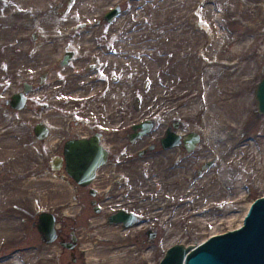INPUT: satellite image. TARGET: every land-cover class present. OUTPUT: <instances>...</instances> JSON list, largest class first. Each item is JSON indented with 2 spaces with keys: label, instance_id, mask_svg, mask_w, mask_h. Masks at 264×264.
Returning a JSON list of instances; mask_svg holds the SVG:
<instances>
[{
  "label": "rangeland",
  "instance_id": "1",
  "mask_svg": "<svg viewBox=\"0 0 264 264\" xmlns=\"http://www.w3.org/2000/svg\"><path fill=\"white\" fill-rule=\"evenodd\" d=\"M49 1L65 9L76 5L79 0ZM190 1L180 4L177 0H96L99 4L96 23L85 27L86 30L80 33L83 36L94 31V36L89 39L90 47L79 45V50H74L72 40L68 39L53 50L59 55L56 62L58 68L68 72L69 80L97 75L95 86L91 88L97 89L102 85V91L98 90L96 97L90 96L92 100L89 101L87 98L90 97H80L93 91L90 88L84 89L83 95L76 99L61 101L63 88L58 89L59 80L50 86L49 75L52 70L45 66V62H39L42 56H26L32 53L30 50L23 55L20 53V58L25 62L15 61L14 58L8 61L5 53L9 47H0V264L10 261L13 256H18L21 264L158 262L173 244H197L211 234L236 228L241 223L247 205L254 198L264 195V114L258 113L255 98L257 83L264 76V0H206L202 7L205 16L220 21L226 36L224 42L229 41L224 53L237 56V66L240 68L234 70L236 66L225 67V72L232 70L231 84L240 85L251 100L249 113L245 112L244 116L247 118L241 120L239 126H236L237 121H233L231 106H227L230 121L224 118L227 128L221 131H210L211 128L204 121L205 112H191L194 102L202 103L206 87L203 83L194 90L197 94L193 98L187 95L173 100L176 90L183 84L181 79H177L181 60L190 57L177 59L180 51L174 43L182 41L183 33H178L175 18L184 11L185 5L191 4ZM5 3L6 0H0V7L4 8ZM115 5H119L121 10L111 21H107L104 14ZM186 12L189 14L191 9L188 8ZM20 16L17 19L24 22H29L31 17L30 14ZM189 20V27L193 26L192 21H196L195 25L200 21L194 15ZM34 24L33 21L15 29L26 35L28 45L40 44ZM213 24L211 29L216 34L217 23L214 21ZM201 35L207 43L208 33ZM235 37L238 39L230 40ZM76 38H79L78 35ZM252 39L254 43L246 49L244 43ZM119 43L128 49L127 52H121L124 58L119 60L118 56L113 66L105 65L103 59L108 57L112 47H120ZM65 49L72 52V57L62 66ZM10 52L18 58L19 53ZM206 54L214 60V57L218 58L219 50L207 46L204 50ZM197 56L199 53H194L191 58ZM245 63L253 66L250 77L248 67H242ZM212 65L204 68L208 69ZM129 67L139 68L133 81L122 77ZM42 75H45L43 80ZM146 81L148 85L144 88ZM25 84L30 86V90L24 93V106L21 109L13 108L9 101L13 94L23 92ZM72 84L75 85V82ZM48 86L56 89L50 98ZM159 89H164L165 94L157 96ZM106 91L108 95L120 98L124 108L115 116L122 119L121 125L108 130L102 129L108 126L101 119H93L88 113L91 103L94 100L101 101ZM136 98L140 99V105L146 106L142 105L137 110L134 107ZM42 101L48 103L43 107L40 105ZM148 102L152 105H147ZM175 102L178 105L171 107L173 109L170 112H161L165 104ZM101 104L106 105L107 100H102ZM98 111L103 112L101 106H97V114ZM37 113L42 115V119H34L30 115ZM147 117L156 120L152 131L132 143L127 136L131 125ZM39 121L49 127L50 138L47 135L43 140L36 139L33 127ZM176 121L180 122L173 127L177 132H195L199 135L200 142L193 151L155 148L139 155L144 147L158 142L166 127ZM89 128L104 133L103 140L109 145L110 152V162L99 172L104 179L97 186L98 193L111 194L112 185L117 184L119 193L126 194L118 200V204L122 203L126 209L138 214L139 223L136 225L123 228L108 224L104 210L109 209L110 205L104 206L97 214L92 210L78 214L68 209L74 193L73 183L67 181L62 170L54 171L50 167V157L57 153L50 146L51 140L65 131L79 132ZM237 136H240V141L235 144ZM229 144H232L230 149ZM249 151L253 153L249 154ZM210 160H214L213 164L203 169L196 180H190L196 169ZM181 169L187 171L188 183L199 188L201 196L207 194L204 199L213 200L209 210L211 217L209 215L206 222H191L193 216L186 215L176 219L174 215L167 219L162 214L152 216L144 211L142 201H138L135 196L133 189L148 180V173L161 172L165 176L177 177ZM204 174L209 180L201 179ZM120 184L124 186H121L122 189ZM207 186L210 190H206ZM212 189L214 191L211 192ZM184 198L176 202V209L185 208L184 212H189V203L192 201ZM42 211L52 213L57 222V238L51 243H46L37 230L38 216ZM149 230L155 236L149 237ZM72 231L77 244L70 249L65 248L62 243H71ZM171 238L174 241L168 243ZM128 252L132 254L131 257L127 256Z\"/></svg>",
  "mask_w": 264,
  "mask_h": 264
},
{
  "label": "bare ground",
  "instance_id": "2",
  "mask_svg": "<svg viewBox=\"0 0 264 264\" xmlns=\"http://www.w3.org/2000/svg\"><path fill=\"white\" fill-rule=\"evenodd\" d=\"M177 1H179L180 4H185L187 0ZM190 2L191 4L189 6L185 5L184 11H181L175 18L177 20L175 24L177 28H179L178 33H183L182 41L174 43V45H177L179 47L180 51L179 57L177 59H180L183 56L190 57L181 60V71L179 78L177 77V79H181L183 84L179 87V90H176V96L173 97V100L180 99L187 95H189L188 98H193L197 94L196 92H194V90L197 89L201 83H203L206 87L203 90L202 103L201 101L197 103L194 102L191 106V112L193 114L200 113L201 111L205 112L204 121L206 125L211 128L210 131H221V129L227 128V125H225L224 122V118L230 121V117L228 115L229 113L228 111H226V109L228 110L227 106H231L230 113L234 114L233 121H237L236 126H239V122L244 119L246 120L247 118L244 116L245 112L249 113L248 108L250 106L251 100L249 95H247L246 92L243 91L240 85L231 84L233 83V78L231 77L232 70L225 72V67L227 65L230 66V68L236 66L234 70L240 68V66H237V56H235L233 53H224V50L227 47L229 41L224 42L226 36L221 29L219 19L214 20L217 23V33L214 34L212 32L211 27L214 25V21L212 19H209L207 16H205L204 13H202V7L203 5H205L206 0H191ZM98 5L99 4L98 2H96V0H79L76 5L61 9L56 4H51L49 0H35V2H32L31 0H6L4 8L0 7V47H9V50H7V52L5 53L8 61L14 58L15 61L17 60L20 62H25L24 59L20 58V56L26 54L30 50L32 51V53L27 54L26 56H32L33 54L42 56L43 58H40L39 62H45V66H48V68L52 70L51 74L49 75L51 77L50 86L51 84L53 85L57 80H59L60 86L58 85L57 87L58 89L60 87L63 88V92L61 93H63L64 95L60 98L61 101H71V99H76L79 96L83 95L82 92L84 89L86 90L89 88L93 89V91L84 94L80 98L90 97L92 95L94 96L99 92L98 90H101L103 87L102 85H100L97 89L91 88V86H93L96 82H94V80L97 79L95 78L96 75H91L84 78L74 77V79L69 80L68 72H63L58 68L56 62L59 55L58 53H56V51L53 50L58 49L62 41L68 39L72 40V47L74 48V50H79V45H83L84 48H89V39L94 36V31L83 36L80 35V33L86 30L85 27L96 23L95 18L97 16ZM188 8L191 9L192 13L190 12L188 14L186 12ZM171 10H173V8ZM55 11H57V13ZM24 14H30L31 21L29 20V22H24L17 19L19 15H21L20 17H22ZM192 15L197 16L200 21L197 22L196 25V21H192L193 26L189 27V18ZM33 21L35 23V33L39 35L40 39V44L38 45L35 43L28 45L25 40L27 39L26 35H22L20 31L15 30L17 27H21L23 24H27ZM151 25L153 24L151 23ZM204 32L208 33L207 43L203 41V36L201 35L204 34ZM4 33H7V35L5 36ZM76 35H78L79 38H76ZM166 37L169 36L166 35ZM237 39L238 37L230 38L231 41H235ZM254 39H252L251 41L247 40L244 43L246 49L250 48L251 44L254 43ZM137 40L138 39H136L135 41ZM119 45L120 47H112V50L108 53V57L103 59L105 65L113 66L114 63H117L118 56L120 57L119 60H122L121 58H124L121 52H127L128 49H126L121 43H119ZM207 46L219 50L218 58L214 57V60H211L208 54L204 55V50ZM235 50L238 51L236 48ZM10 51L19 53V59ZM65 51L67 53L66 49ZM236 51H234V53ZM20 53L22 55H20ZM194 53H199V57L197 56L196 58H191V55H193ZM236 54L238 55V53ZM211 64L213 65L210 68H204L206 65ZM242 67H248V77L253 74V66H247V63H245ZM127 70L125 73H121L123 75L122 77L125 79L130 78V80L133 81L137 76V73L139 72V68L133 69V67H129ZM72 82H75V85L72 84ZM50 86H48L47 88L48 98L54 95L55 93L52 94V91L56 90ZM158 92L159 94L157 96H162L165 94L164 89H159L157 90V93ZM108 94L109 92L106 91L102 96V100H107L106 105L101 104L102 100H94L91 103V109L88 111V113L92 115L93 119H101L100 121H102L106 126L109 127L102 128L106 130L110 128L113 129L114 127L121 125L120 123L122 119H119L117 117L115 118V116L116 113L123 108V106H121L122 102L120 98H118L116 95L113 96ZM240 95H243V97H239ZM43 96L44 94H42L41 97ZM37 99L41 98L37 97ZM87 99V101L92 100L91 97ZM47 103L48 101H42L40 102V105L44 107ZM149 104H151V102H148L147 105ZM142 105H140L139 99L138 108L142 107ZM177 105V102L171 105L165 104L161 109V112H170L173 109L171 107H175ZM201 105H203V107H201ZM221 105L224 108H222ZM97 106H101L103 111L102 113H99V111L98 114L96 113ZM145 106L146 105H143V107ZM30 115L34 119H42V115L39 113ZM46 127L49 130V127L47 125ZM176 133L179 134V132ZM147 134H149V132L144 135ZM144 135H141L138 137V139H136L140 140L144 137ZM179 135L183 139L184 135L186 134ZM234 141L235 144H237L240 141V136H237ZM231 145H228L229 149ZM107 147H109L108 144ZM243 148L240 149L243 150ZM248 153L252 154L253 151H249ZM180 171H182V169ZM186 173L187 171L185 169L180 174L178 173L177 177L165 176L161 172L148 173V180H146V182L144 183L139 184L133 189L136 192L135 196L137 197V200L140 202L142 201L141 205L145 207L144 211H148V214L152 216H155V214H162L164 215V219H167L173 215L175 219L180 216L186 215L193 216L190 220L191 222H206L207 219H209L207 217L209 215L211 217V213L209 210L212 208L213 200L209 198L204 199L207 194L201 196V190H199V188L195 186H191L190 183H188V175H186ZM186 177L187 182L185 181ZM193 179L196 180L197 178L195 176H192L190 180ZM201 179L209 180L208 178L206 179V174L202 175ZM201 179L197 180L196 183H199ZM206 190H210L209 186H207ZM212 191L214 190L212 189L211 192ZM182 197H185L184 199L188 198L192 201L191 203H189V212H184L185 208L176 209L177 205L175 204ZM247 207L245 209V212L247 210ZM132 214H134L136 217L138 216L135 211L132 212ZM242 218L240 222L242 221ZM172 240L173 238H171L168 243ZM127 256L131 257L132 254L128 252ZM5 263L21 264V261L18 256H13L10 261H6Z\"/></svg>",
  "mask_w": 264,
  "mask_h": 264
},
{
  "label": "water",
  "instance_id": "3",
  "mask_svg": "<svg viewBox=\"0 0 264 264\" xmlns=\"http://www.w3.org/2000/svg\"><path fill=\"white\" fill-rule=\"evenodd\" d=\"M119 7L109 11L105 18L111 21L119 14ZM72 57V52H67L61 65H66ZM45 75L41 76L43 80ZM148 85L146 81L144 88ZM30 90V86L25 84L23 92L12 95L9 101L13 108L21 109L25 103V95ZM257 100V111L264 114V76L258 82L255 92ZM139 106V99L136 98L134 107ZM174 128L176 125L174 124ZM152 128L151 121H143L132 126L133 134L130 140L146 134ZM34 135L38 140H43L48 135V128L42 122L33 127ZM167 129L165 136L161 139L162 146L169 148L179 143L180 136ZM182 142L188 152L192 151L200 142L199 135L190 132L184 135ZM66 158V171L77 184L86 186L93 178L96 168L105 163L107 152L99 144L98 139H74L69 140L64 145ZM214 160H210L201 165L196 170L197 174L210 167ZM53 165V169H57ZM109 224L122 223L124 227H129L137 222V218L132 213L122 210L116 214L108 216ZM37 230L42 235L46 243H51L57 238V227L55 216L50 212H41L38 216ZM153 234L149 233V237ZM76 239L72 237V242ZM63 242L65 248H72L73 243ZM148 264H264V195L255 198L249 205L242 223L223 233L210 235L200 243L193 245L174 244L170 246L158 263Z\"/></svg>",
  "mask_w": 264,
  "mask_h": 264
},
{
  "label": "flooded vegetation",
  "instance_id": "4",
  "mask_svg": "<svg viewBox=\"0 0 264 264\" xmlns=\"http://www.w3.org/2000/svg\"><path fill=\"white\" fill-rule=\"evenodd\" d=\"M104 19H105V16H104ZM90 67H93V65H90ZM155 123H156V120L152 119L151 120L152 127H154ZM177 123H178L177 121L174 122V124L178 126V124H180V122L178 124ZM174 124L172 122L171 126L166 127L163 135L158 138V142L152 143V144L148 145L147 147H144V149H142L140 151L139 155L145 154V153H147L148 150H153L155 148L166 149L162 146V143H161V139L165 136L166 130L171 129L172 130L171 132H173L177 135L181 134V133H179V134L176 133L177 131L175 129H173ZM151 131H152V128H151ZM131 134H133L132 129H130L129 133L127 134L129 140H130ZM181 135H184V134H181ZM50 137H51V134L49 132L47 138H50ZM94 137L96 139H98L99 144L107 152L106 160H105L104 164H102L101 166L96 168L94 176L90 180L88 185H86V186L79 185V184H77L75 179L70 174L67 173V171L65 169L66 158H65V154H64V145L69 140L90 139V138H94ZM103 138H104V133L102 131L95 130L93 128H89L88 130H81L79 132L65 131L64 133L59 134L56 137L53 136V138L51 140L52 144L50 146L51 147L53 146L55 148V150L57 151V153H54L50 157L49 162H50V167L52 169H53V165L58 167L57 169H54V171L55 170H58V171L62 170L64 173V177L67 179V181L69 183H73L72 189H73L74 193L71 197V202L69 203L70 205H69L68 209H72L73 211H76L78 214L86 213L89 210H92L93 212H95L97 214L101 211L102 208H105L104 206L110 205L109 209L105 208V210H104L106 220H108V216H110L112 214H116L120 210H122L126 213H132V212L130 210L126 209V205H124L122 203L118 204V200L120 198H123L124 195H126V194L119 193L120 191L117 188V184L112 185V187H111L112 191L110 192L111 194L107 193V195H106L103 193H98L99 191H98L97 186L104 179L102 174L99 172L102 168H104L105 165H107L110 162V152L108 149L109 147H107V144L103 140ZM179 138H180L179 143L174 145V147L171 146L169 148H175V149H181V150L187 151L184 143L182 142L183 139L181 137H179ZM137 139H135L134 141H137ZM134 141H131V142L134 143ZM104 146H106V147H104ZM169 148H167V149H169ZM104 175H106V174L104 173ZM194 176L197 177L196 172L194 173ZM121 186L124 187L122 184H120V187ZM114 187H116L115 190H114ZM122 187L120 189H122ZM115 193H119V195H115ZM110 195H114V196H110ZM124 202H126V201H124ZM114 225H119V226L123 227L122 223H118V224H114ZM148 233H152L155 236V233L151 232L150 230ZM72 237H74L76 239L74 242H72ZM70 241L74 244V246L77 244V238L73 235V231L71 232V235H70Z\"/></svg>",
  "mask_w": 264,
  "mask_h": 264
}]
</instances>
